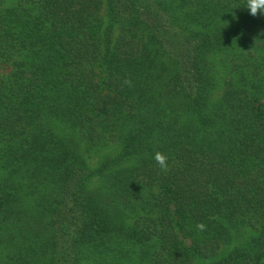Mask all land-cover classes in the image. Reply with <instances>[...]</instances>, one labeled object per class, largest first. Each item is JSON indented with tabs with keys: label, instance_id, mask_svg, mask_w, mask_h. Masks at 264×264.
I'll return each instance as SVG.
<instances>
[{
	"label": "trees",
	"instance_id": "trees-1",
	"mask_svg": "<svg viewBox=\"0 0 264 264\" xmlns=\"http://www.w3.org/2000/svg\"><path fill=\"white\" fill-rule=\"evenodd\" d=\"M246 6L0 0V264H264Z\"/></svg>",
	"mask_w": 264,
	"mask_h": 264
},
{
	"label": "clouds",
	"instance_id": "clouds-1",
	"mask_svg": "<svg viewBox=\"0 0 264 264\" xmlns=\"http://www.w3.org/2000/svg\"><path fill=\"white\" fill-rule=\"evenodd\" d=\"M246 8L250 11V14L255 16L258 11L264 14V0H247ZM154 159L161 168V170H167V156L161 152H156ZM203 224H198L197 228L203 229Z\"/></svg>",
	"mask_w": 264,
	"mask_h": 264
}]
</instances>
